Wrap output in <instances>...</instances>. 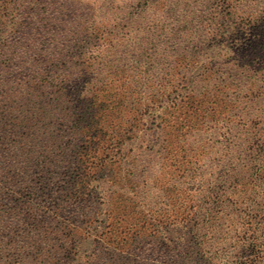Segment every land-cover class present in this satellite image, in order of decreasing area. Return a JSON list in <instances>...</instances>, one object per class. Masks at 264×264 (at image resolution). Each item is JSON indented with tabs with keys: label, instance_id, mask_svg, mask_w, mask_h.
Listing matches in <instances>:
<instances>
[{
	"label": "rangeland",
	"instance_id": "obj_1",
	"mask_svg": "<svg viewBox=\"0 0 264 264\" xmlns=\"http://www.w3.org/2000/svg\"><path fill=\"white\" fill-rule=\"evenodd\" d=\"M263 25L264 0H0V264H264Z\"/></svg>",
	"mask_w": 264,
	"mask_h": 264
},
{
	"label": "trees",
	"instance_id": "obj_2",
	"mask_svg": "<svg viewBox=\"0 0 264 264\" xmlns=\"http://www.w3.org/2000/svg\"><path fill=\"white\" fill-rule=\"evenodd\" d=\"M264 26V25H263ZM169 120H166L165 118H160L159 119V122H158V125L161 127V128H163V127H167L168 125H169ZM234 140H235V142H238L239 140H240V137H239V134H236V136L234 137ZM105 142L109 145V140L108 139H105ZM118 142V144H119V139L118 140H116V143ZM237 145V144H236ZM108 147V146H107ZM234 148L232 149V146L231 145H229L226 149H225V154H226V159L228 160V154L229 155H231V158L229 159V162H232L231 164H230V166L228 167V169H227V171H225L224 173H223V176H222V183L225 185V184H227V183H229V185H232V184H237V182L239 181L238 180V177H240L241 176V172L239 173L238 171H237V165L235 164V162L234 161H237L239 158H240V156H241V153H239V150L240 149H238V147H236V146H233ZM256 151H254L253 153H254V157H253V160H252V162H254V161H256V159L258 160V161H260V160H262V155L264 154V149H259L258 150V145H257V147H256V149H255ZM257 151H258V153H257ZM264 158V157H263ZM234 160V161H233ZM234 164V165H233ZM222 192H225V191H222ZM223 196V195H222ZM222 197H220L219 195H218V197H217V201L218 200H220L219 201V204H222V199H221ZM254 257H256L257 259H261V256H254ZM241 264V263H240Z\"/></svg>",
	"mask_w": 264,
	"mask_h": 264
}]
</instances>
